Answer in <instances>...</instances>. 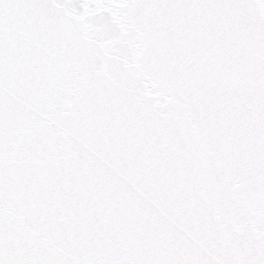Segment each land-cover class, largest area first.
<instances>
[{
	"label": "snow or ice",
	"instance_id": "1",
	"mask_svg": "<svg viewBox=\"0 0 264 264\" xmlns=\"http://www.w3.org/2000/svg\"><path fill=\"white\" fill-rule=\"evenodd\" d=\"M0 264H264V0H0Z\"/></svg>",
	"mask_w": 264,
	"mask_h": 264
}]
</instances>
